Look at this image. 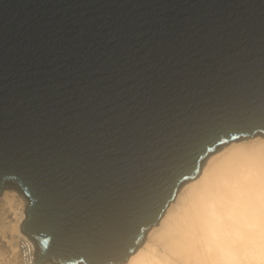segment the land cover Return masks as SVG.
<instances>
[{
  "label": "water",
  "instance_id": "water-1",
  "mask_svg": "<svg viewBox=\"0 0 264 264\" xmlns=\"http://www.w3.org/2000/svg\"><path fill=\"white\" fill-rule=\"evenodd\" d=\"M264 132V0H0V188L36 263L126 259L216 145Z\"/></svg>",
  "mask_w": 264,
  "mask_h": 264
},
{
  "label": "bare ground",
  "instance_id": "bare-ground-1",
  "mask_svg": "<svg viewBox=\"0 0 264 264\" xmlns=\"http://www.w3.org/2000/svg\"><path fill=\"white\" fill-rule=\"evenodd\" d=\"M0 190V264H37L21 233L29 200L14 183ZM106 264H264V132L207 152L139 245Z\"/></svg>",
  "mask_w": 264,
  "mask_h": 264
},
{
  "label": "rangeland",
  "instance_id": "rangeland-1",
  "mask_svg": "<svg viewBox=\"0 0 264 264\" xmlns=\"http://www.w3.org/2000/svg\"><path fill=\"white\" fill-rule=\"evenodd\" d=\"M216 149H217V148H216ZM201 165H203V164H201ZM200 167H201V166H200ZM1 190H2V189H1ZM1 190H0V191H1ZM21 233H22V235L24 234V236L28 237L26 233L22 232V230H21ZM28 238H29V237H28ZM44 262H47V261H44ZM44 262H43V263H44ZM43 263H41V264H43ZM48 263H49V264H52L53 262L48 261Z\"/></svg>",
  "mask_w": 264,
  "mask_h": 264
},
{
  "label": "built area",
  "instance_id": "built-area-1",
  "mask_svg": "<svg viewBox=\"0 0 264 264\" xmlns=\"http://www.w3.org/2000/svg\"><path fill=\"white\" fill-rule=\"evenodd\" d=\"M26 237V236H25ZM28 241H30V239L27 237Z\"/></svg>",
  "mask_w": 264,
  "mask_h": 264
}]
</instances>
